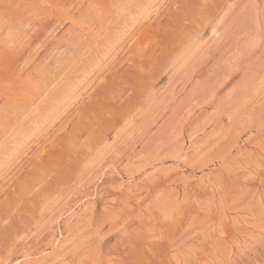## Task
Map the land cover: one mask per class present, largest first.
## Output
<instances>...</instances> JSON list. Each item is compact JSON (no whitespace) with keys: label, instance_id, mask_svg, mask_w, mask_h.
I'll return each mask as SVG.
<instances>
[{"label":"rangeland","instance_id":"374dc122","mask_svg":"<svg viewBox=\"0 0 264 264\" xmlns=\"http://www.w3.org/2000/svg\"><path fill=\"white\" fill-rule=\"evenodd\" d=\"M180 1L0 0L2 92L33 98L24 109L0 107L9 119L0 118V202L42 168L45 151L78 139L59 164L70 180L39 200L28 192L2 220L0 240L9 243L0 264H264V0L224 2L195 29L207 27L200 36L164 60L165 70L134 72L146 58L132 59L143 48L140 32L165 25ZM30 72L33 85L22 91ZM135 74L144 77L133 85L136 98L130 89L114 100L104 93L110 83L118 93ZM128 99L134 107L114 121L108 109ZM16 213L27 215L24 226Z\"/></svg>","mask_w":264,"mask_h":264},{"label":"bare ground","instance_id":"6f19581e","mask_svg":"<svg viewBox=\"0 0 264 264\" xmlns=\"http://www.w3.org/2000/svg\"><path fill=\"white\" fill-rule=\"evenodd\" d=\"M92 1V0H91ZM95 0H93V3H95L94 2ZM103 1V0H102ZM110 1V0H109ZM115 1V0H114ZM228 2V0H181L180 1V3H179V6L177 7V11H174V12H171L169 15H168V17L166 18V23H165V25H163V26H157L156 28H153V29H148V28H146V29H148V30H142V32H140V34H139V36L137 37L138 38V40H140V39H142V38H144V35H145V37L146 38H148V41L147 42H144V43H139L138 42V40H137V44H143V48H141V49H139L138 47L135 49V51H134V53H135V55H132L133 57H132V59L133 60H135V59H139L140 57H146L145 59H143L142 60V62L144 63V64H139L140 66L138 67V66H136V68H137V70L138 71H134V72H137L138 74L140 73V74H143V76L144 75H146V76H148V77H150L149 76V74H147V73H145L144 71H141V68H142V65H144V67H146V66H151V68H152V70L156 73V72H158V71H163V70H165L164 69V60H167L168 58H169V55L170 54H175V51L178 49V50H184L183 49V47L182 46H184L185 44L184 43H187V41L190 39H192V37L193 36H196L195 34L196 33H199V36L203 33V31L207 28V27H201V28H199L198 30H197V32L195 31V29L196 28H198L199 26H201V24H202V26H208L212 21H213V19L216 17V15H217V13L219 12V10H220V8L221 9H223L222 8V4L224 3V2ZM101 2V1H100ZM99 2V3H100ZM113 2V1H112ZM92 3V4H93ZM106 3H107V0H106ZM115 4V3H114ZM80 5V4H79ZM90 5H91V3H90ZM89 5V7H92V6H90ZM111 5H113V4H111ZM110 5V6H111ZM116 5V4H115ZM134 5V4H133ZM88 6V5H87ZM109 6V7H110ZM99 7V6H98ZM104 7V5L103 4H101L100 5V7L99 8H103ZM108 7V9H106V14H109L107 17H109L110 16V14H111V10H112V8L110 9ZM119 7H120V5H119ZM123 7V6H122ZM95 8V7H94ZM93 8V9H94ZM20 9V8H19ZM91 9V8H90ZM113 9H116V6H114V8ZM129 9V8H128ZM16 10H18V8L16 9ZM118 10V9H117ZM116 10V11H117ZM14 11V10H13ZM113 11V10H112ZM115 11V12H116ZM131 11H132V9H131ZM131 11H130V13H131ZM221 11V10H220ZM95 12H96V10H95ZM99 12V11H98ZM102 12V11H101ZM105 12V11H104ZM103 12V13H104ZM129 12V11H128ZM1 13V12H0ZM130 13H127V15L128 14H130ZM133 13V12H132ZM9 14V13H8ZM14 14V13H13ZM3 15V14H2ZM1 15V16H2ZM103 15H105V14H103ZM123 15V14H122ZM131 15V14H130ZM98 16V15H97ZM69 17V16H68ZM105 17V16H104ZM113 17V16H112ZM129 17V16H128ZM130 17H132V16H130ZM71 18V17H70ZM115 18V17H114ZM66 19V18H65ZM69 19V18H68ZM98 19V18H97ZM121 19L123 20V18L121 17ZM99 20V19H98ZM102 19L100 18V22H102L101 21ZM103 20H104V18H103ZM117 20V19H116ZM120 20V19H119ZM121 20V21H122ZM7 21V20H6ZM5 21V22H6ZM69 21V20H68ZM71 22H72V20H71ZM70 22V23H71ZM74 23L76 22V21H73ZM72 22V23H73ZM96 22V21H95ZM98 22V21H97ZM96 22V23H97ZM133 22H135V21H133ZM0 23H2L1 21H0ZM7 23V22H6ZM71 23V24H72ZM106 23V22H105ZM105 23H104V25H105ZM118 23V22H117ZM201 23V24H200ZM79 24V23H78ZM112 24V23H111ZM119 24V23H118ZM77 25V24H76ZM108 25H109V23H108ZM2 26V25H1ZM113 26V25H112ZM115 26V25H114ZM113 26V27H114ZM107 27V26H106ZM115 27H117V26H115ZM113 29H116L117 30V28H113ZM122 29V28H121ZM118 30H120V29H118ZM24 32V31H23ZM89 32H91V30L89 31ZM114 32V31H113ZM92 33V32H91ZM115 33V32H114ZM11 34H13V33H11ZM21 34H23V33H21ZM21 34H19V35H21ZM17 35H18V33H17ZM16 35V36H17ZM37 35V34H36ZM115 35V34H114ZM15 36V37H16ZM116 36H118V33H117V35ZM115 36V37H116ZM120 36H122V35H120ZM197 36H198V34H197ZM19 37H21V36H19ZM18 37V38H19ZM26 37V40H27V36H25ZM106 39H107V37H105ZM118 38V37H117ZM21 39H22V37H21ZM24 39V38H23ZM22 39V40H23ZM25 40V39H24ZM30 41V40H29ZM3 41H0V43H2ZM84 42V41H83ZM190 42V41H189ZM193 42V41H192ZM5 43V42H4ZM20 43V42H19ZM135 43V44H136ZM6 44V43H5ZM21 44H22V42H21ZM40 44V43H39ZM184 44V45H183ZM19 45V44H18ZM41 45V44H40ZM39 45V46H40ZM133 46H136V45H134L133 44ZM142 45H140V47H141ZM2 47V46H1ZM76 47V49H77V46H75ZM182 47V48H181ZM179 48H181V49H179ZM2 49H3V47H2ZM2 49L0 50L1 52H2ZM131 49L133 50L134 48H132L131 47ZM146 51H149L150 53L149 54H146ZM156 51H162V52H159L158 54V56L157 57H154L153 55H154V53L156 52ZM0 52V54H2ZM5 52V51H4ZM3 52V53H4ZM177 52V51H176ZM183 52V51H182ZM181 53V52H180ZM6 54V53H5ZM68 54L69 55H71V52H68ZM3 55V54H2ZM10 55V54H9ZM8 56V55H7ZM11 56V55H10ZM156 56V55H155ZM9 57V56H8ZM8 57H6L7 59H5V61L7 62V61H9L10 59L8 58ZM12 57V56H11ZM80 57H82V56H80ZM171 57V56H170ZM1 58H3V57H1ZM0 58V59H1ZM27 58V57H26ZM174 58H175V56H174ZM9 59V60H8ZM12 59H13V57H12ZM26 60V59H25ZM28 60V59H27ZM57 60L58 59H56L54 62H56L57 64H58V62H57ZM65 60V59H64ZM3 60L1 59V62H2ZM12 63H14L12 60H10ZM29 61V60H28ZM33 60H31V62H32ZM5 62V63H6ZM2 63H4V62H2ZM8 63V62H7ZM7 63H6V65H7ZM12 63L11 64H9L8 63V65H10V66H12ZM37 63V62H36ZM36 63H35V65H36ZM55 63V65H57ZM24 64H22L21 65V68H22V66H23ZM30 65V64H29ZM28 65V66H29ZM60 65V62H59V64L57 65V66H59ZM166 66H167V64H165ZM2 66V65H1ZM26 66V65H25ZM24 67V66H23ZM2 68H4L3 66L0 68V70L2 69ZM33 68V67H32ZM10 69V68H9ZM16 69V68H15ZM23 69V68H22ZM53 69H55V68H53ZM168 69V68H167ZM3 70V69H2ZM4 70H6V68L4 69ZM7 70H8V68H7ZM30 70L32 71V69L30 68ZM36 70V69H35ZM34 70V71H35ZM13 71V70H12ZM129 70H125L124 72H122L121 73V75L118 77V78H121L123 75H124V73H126V72H128ZM6 72H8V71H6ZM6 72H4V71H2V73H6ZM14 72V71H13ZM133 72V71H132ZM9 73V72H8ZM12 73V72H11ZM18 73V72H17ZM131 73V72H130ZM162 73V72H161ZM161 73H159V74H161ZM32 73L30 72V73H28L24 78H22L21 80H20V82H18L19 84V86L23 89H21L22 91H24L26 88L25 87H28V86H31V85H33L32 84V82H31V77H30V75H31ZM1 75H3V76H1ZM8 74H5V76H7ZM19 75V74H18ZM17 75V76H18ZM126 75H127V73H126ZM38 76H40L41 77V75H38ZM125 76V75H124ZM123 76V77H124ZM141 77H142V75H140ZM159 76V75H158ZM1 77H3L4 78V74H0V92H2V90H5V89H2V87H1V81H2V79H1ZM34 77V76H33ZM32 77V78H33ZM44 77V76H43ZM138 77L136 74L135 75H132L128 80H126L125 81V79H127L126 77H125V79H124V81H125V84H126V86H125V88L124 89H118V93H115V91L117 90V86L116 85H118V84H112V83H110L109 85H106L105 86V88H104V93H106V95H110L108 98L109 99H112V100H114V98H115V96H114V94H116L117 95V97H120V96H123V95H121V94H123L124 93V91H126V90H128V89H130L131 90V94H132V96L133 97H135L136 98V95H137V93H140L139 91H140V89H138V87L137 88H134L133 87V85L136 83V81L139 83V84H141V82L144 80V77ZM11 78V77H10ZM15 78V77H14ZM16 78H18V77H16ZM15 78V81H17V79ZM118 78H116V79H118ZM140 78V79H139ZM5 79V78H4ZM115 79V80H116ZM122 79V78H121ZM14 80V79H13ZM120 80V79H119ZM119 80H117V81H119ZM123 80V79H122ZM147 80V79H146ZM7 81V80H6ZM121 81V80H120ZM124 81H123V83H124ZM122 82V81H121ZM17 83V82H16ZM117 83V82H116ZM123 83H122V85H123ZM137 83V84H138ZM139 84H138V86H139ZM143 84H145V83H143ZM142 85V84H141ZM14 86V85H13ZM120 86V85H119ZM135 86V85H134ZM141 87V86H140ZM17 88V87H16ZM32 88V87H31ZM42 88V87H41ZM14 89V88H13ZM36 89V88H35ZM34 89V90H35ZM38 89H40V86H38ZM37 89V90H38ZM139 90V91H136L137 93H136V95H135V90ZM15 90V89H14ZM18 90V89H17ZM17 90H16V92H17ZM20 89H19V91L20 92H22ZM30 91L32 92V90L30 89ZM39 91V90H38ZM12 92V91H11ZM30 92V93H31ZM25 93V92H24ZM24 93L22 92V94H20V95H17V96H19L20 98L22 97V96H24ZM35 93V92H34ZM6 94V93H5ZM26 94V93H25ZM32 94V93H31ZM105 95V94H104ZM135 95V96H134ZM16 95H7V97H5V95L3 94V92H2V98H3V102L0 104V107L1 106H4V105H8V106H10V105H16V107H14V108H23L22 106H25L26 105V107L27 106H29L27 103H24V101H30V102H28L29 104L33 101V98L31 99V98H28V93H27V95H25V98L24 99H20V98H16L17 97ZM140 96V95H139ZM139 96H137V97H139ZM5 97V98H4ZM37 97V96H36ZM35 97V98H36ZM103 97V96H102ZM107 98V100H109ZM1 99V98H0ZM134 99V98H133ZM41 100V99H40ZM101 100V99H100ZM136 101V100H135ZM36 102V101H35ZM107 102V101H106ZM41 103V102H40ZM39 103V104H40ZM132 103H134L132 100H130V99H128L127 100V102L124 104V106H122L120 109H114V108H109L108 109V111L110 112V114H111V116H112V119L114 120V121H117L118 119H120V118H123L124 116H125V114L126 113H128V110H131L130 109V106L132 107H134V105L132 104ZM137 103V102H136ZM32 104V103H31ZM34 104V103H33ZM37 104H38V102H37ZM42 104H43V102H42ZM45 104V103H44ZM107 104V103H106ZM117 104V103H116ZM115 105V104H114ZM18 106V107H17ZM32 106V105H31ZM97 107V106H96ZM5 109V108H4ZM10 109V108H9ZM19 109V110H20ZM24 109V108H23ZM22 109V110H23ZM94 109V108H93ZM99 108H97V110H98ZM3 110V109H2ZM2 110H0V111H2ZM8 110V109H7ZM11 111H12V109H11ZM10 113V112H9ZM11 114V113H10ZM87 115V114H86ZM91 116H92V114H90ZM129 115V114H128ZM94 116V115H93ZM110 116V115H109ZM89 117V116H88ZM107 117V116H106ZM0 118L1 119H3V118H5V117H1L0 116ZM92 118V120L93 121H95V119L93 118V117H91ZM104 118V117H103ZM87 119H89V118H87ZM105 119V118H104ZM125 119H127L126 117H125ZM6 121V120H9L7 117H6V119H3V121ZM92 120H90V121H92ZM8 122V121H7ZM3 123V122H2ZM10 123H11V121H10ZM121 123H122V121H121ZM7 124V123H6ZM1 125H4V124H1ZM84 125V124H83ZM1 127V126H0ZM76 127H79V125L78 126H76ZM4 128V127H3ZM84 128L86 129V127L84 126ZM1 130V129H0ZM87 130V129H86ZM84 131V130H83ZM88 131V130H87ZM91 132V130L90 131H88V133L92 136V134L90 133ZM75 133V132H74ZM76 134V133H75ZM72 135V134H71ZM79 135H80V133H79ZM95 134L93 133V136H94ZM70 136V135H69ZM72 136H75V135H72ZM72 136H70V137H72ZM96 136V135H95ZM94 136V137H95ZM73 138V137H72ZM71 138V139H72ZM76 138V137H75ZM74 138V139H75ZM67 139H68V137H67ZM66 139V142H68V141H70L71 139H68L67 140ZM94 139V138H93ZM93 139H91L90 138V140L92 141ZM96 139V138H95ZM94 139V140H95ZM99 139V138H98ZM78 140V139H77ZM77 140L75 141V140H72V141H75V142H77ZM101 140V139H100ZM72 141H70V143H69V145H68V147H66L65 148V146L64 145H62L61 143V145L62 146H64V147H62V146H60L59 147V149H58V151L57 152H55V150H51V149H49V150H47V151H45L44 152V158L46 157V160L44 161V162H40V165L42 166V168L40 169V170H38V169H36L35 167L34 168H31L30 170H28L26 173H25V175H24V177H23V182L21 183V184H19V186H20V188H19V190L17 191V193H14V194H8L7 196H6V199L4 200V201H2V202H0V236H3V234H2V232L4 231V230H6V228L5 227H3V225L4 224H2L1 225V223L3 222L2 220L3 219H6V218H9L10 219V217H12L13 215H14V213H12V211L14 210L15 211V209H17L18 207H19V209H20V205H22V204H20L21 203V201L23 202V200H24V196H26V194H28V192H30V191H32L33 192V194H36L35 196L36 197H34V199L36 200V199H40L41 197H43V196H41L42 195V192H44L45 190H50V189H53V185L55 184V183H66V182H68L69 180H70V178H71V176H70V174L69 173H67L66 172V169L65 168H63V167H61L60 169H59V164L62 162V161H64L65 160V157H67V155H68V151H70L71 150V148L72 147H74L75 145H73L74 143L72 142ZM88 141V140H87ZM96 141V140H95ZM94 141V142H95ZM66 142H65V145H66ZM59 143V142H58ZM78 143V142H77ZM91 144H92V142H90ZM90 144V145H91ZM59 146V145H58ZM67 146V145H66ZM80 146V145H79ZM76 147V146H75ZM89 148H91V147H89ZM74 149V148H73ZM84 149V148H83ZM72 151V150H71ZM77 153V152H76ZM75 156V155H74ZM80 156V155H79ZM78 157V156H77ZM77 157H76V159H77ZM68 160V159H67ZM67 160H65V161H67ZM75 159H73V161H74ZM9 163V162H8ZM5 164V163H4ZM56 168H58V170L56 169ZM57 170V173L56 174H53V173H55V171ZM61 171H63V173H59V172H61ZM50 174H53V176L52 175H50ZM49 176H51V177H49ZM79 176V175H78ZM46 177H49L48 178V180L47 181H44V179L46 178ZM77 180V179H76ZM75 180V181H76ZM249 181V180H248ZM78 182H79V180H78ZM42 184L41 185V187L39 188L38 187V189H36V186H38L39 184ZM263 183H264V181H263ZM77 184V183H76ZM244 184V183H243ZM248 184V183H247ZM255 184V183H254ZM240 185V184H239ZM242 185V184H241ZM252 185V184H251ZM262 185V184H261ZM250 186V185H249ZM249 186H247V185H245L244 184V188L246 187H248L249 188ZM253 186V185H252ZM251 186V187H252ZM255 186V185H254ZM60 187H62V186H60ZM240 187H243V186H240ZM262 187H263V185H262ZM56 188V187H55ZM64 188V187H63ZM65 188H66V186H65ZM57 189H58V187H57ZM67 189V188H66ZM242 189V188H241ZM263 189V188H262ZM54 190V189H53ZM264 190V189H263ZM42 191V192H41ZM62 191V190H61ZM41 193V195H39ZM46 192H44V194H45ZM31 196H32V194H31ZM30 196V198H32ZM27 197H29V196H27ZM27 197L25 198V199H27ZM45 197V196H44ZM46 198V197H45ZM49 198V196L47 197V199ZM38 199V200H39ZM50 199V202H51V197L49 198ZM33 200V199H32ZM45 200V199H44ZM44 200H43V202H44ZM25 202H26V200H24ZM29 201H31V200H29ZM29 201H27V202H29ZM34 201V200H33ZM38 202V201H37ZM43 202H41V203H43ZM225 202H227V199H226V201ZM36 203V202H35ZM39 203H40V201H39ZM38 203V204H39ZM45 203V202H44ZM18 204H20L18 207H17V205ZM31 204H32V202H31ZM37 204V205H38ZM35 205V204H34ZM44 205V204H43ZM42 205V206H43ZM42 206H39V207H42ZM23 207H28V206H24L23 205ZM22 207V208H23ZM25 208H23V209H25ZM34 208V207H33ZM29 209H30V205H29ZM28 209V210H29ZM21 210V209H20ZM13 211V212H14ZM27 211V210H26ZM206 211V210H205ZM204 211V212H205ZM252 211V210H251ZM17 212V211H16ZM18 212H20L21 214L23 213V211L21 212V211H19L18 210ZM32 212V211H31ZM203 212V213H204ZM213 212V211H212ZM12 213V214H11ZM27 213V212H26ZM262 213V212H261ZM24 214H25V212H24ZM32 214H33V212H32ZM37 214H39V212H37ZM213 213H211V215H212ZM254 214V213H253ZM258 214V213H257ZM10 215H12V216H10ZM20 214L19 213H16V219L19 221V223H21V222H23V223H27V220H26V216L27 215H24L22 218L25 220H23L22 221V218L19 216ZM259 215H261V214H259ZM263 215V214H262ZM29 216V215H28ZM21 218V220H20V218ZM199 217H201V216H199ZM205 217V216H204ZM204 217H202L204 220L205 219H208V218H204ZM211 217V216H210ZM15 218V217H14ZM28 218V217H27ZM31 218V217H30ZM33 218V217H32ZM198 218V217H197ZM212 218V217H211ZM215 218V217H214ZM199 219V218H198ZM202 219V220H203ZM13 220H15V219H13ZM9 222H10V220H9ZM23 223H21L22 225H23ZM12 224V228L10 227V231H12L14 234L18 231V224L16 225L14 222H12L11 223ZM15 224V225H14ZM7 225V223L5 224V226ZM11 226V225H10ZM24 226V225H23ZM23 226H21V227H23ZM20 227V226H19ZM8 228H9V226H8ZM8 228H7V230H8ZM220 228V227H219ZM222 228H228V227H224L223 226V224H222ZM259 228V227H258ZM25 229H27V228H25ZM21 230V229H20ZM151 230V229H150ZM150 230H148V231H150ZM224 230V229H223ZM152 231V230H151ZM151 231H150V233H151ZM225 231V230H224ZM230 231H231V229H230ZM19 232V231H18ZM143 231H141V233H142ZM146 232V231H145ZM249 232V231H248ZM6 233H7V231H6ZM10 234H11V232H9ZM149 234V233H148ZM147 234V235H148ZM223 234H225V233H223ZM144 235V234H143ZM143 235H141V237H143ZM10 236V235H9ZM146 236V235H145ZM150 236V234L148 235V237ZM225 236V235H224ZM227 236V235H226ZM140 237V236H139ZM138 237V238H139ZM2 238V237H1ZM4 238V237H3ZM145 238V237H144ZM142 239V238H141ZM257 239V238H256ZM255 239V240H256ZM9 240V239H8ZM11 240V239H10ZM9 240V241H10ZM254 240V241H255ZM259 240V239H258ZM7 241V240H6ZM6 241L5 242H2V239L0 240V249L2 248L1 246H3V245H5V243H6ZM261 241V240H260ZM8 242V241H7ZM214 242H215V240H214ZM253 242V241H252ZM252 242L249 244L250 246H251V244H252ZM9 243V242H8ZM8 243H6V244H8ZM207 243V242H206ZM215 243H217V242H215ZM214 243V244H215ZM254 243V242H253ZM256 243V242H255ZM255 243H254V245H255ZM260 243V242H259ZM140 244V243H139ZM203 244V243H202ZM202 244H201V246H202ZM152 245V244H151ZM205 245V244H204ZM206 245H208V243L206 244ZM205 245V246H206ZM212 245H213V243H212ZM259 245V244H258ZM7 246V245H6ZM134 246V245H133ZM257 246V245H256ZM137 247V246H136ZM141 247V246H140ZM253 247V246H252ZM252 247H251V249L250 250H252ZM4 248V247H3ZM133 248V247H132ZM135 248V247H134ZM201 248V247H200ZM205 247L203 246V249H204ZM123 249V248H122ZM136 249V248H135ZM138 249V248H137ZM136 249V250H137ZM145 249V248H144ZM143 249V250H144ZM146 249H147V247H146ZM151 249V248H150ZM246 249V248H245ZM204 250H206V249H204ZM204 250H202V251H204ZM208 250V249H207ZM133 251V250H132ZM244 251V250H243ZM145 252V251H144ZM217 252V251H216ZM216 252H214V253H216ZM240 252H241V250H240ZM25 253V252H24ZM132 253V252H131ZM140 253V252H139ZM142 253V252H141ZM204 253H205V251H204ZM219 253V255H220V251L218 252ZM235 253V252H234ZM239 255H242V254H240V253H238ZM126 255V254H125ZM136 255V254H135ZM124 256V255H123ZM140 256V255H139ZM213 256H214V254H213ZM216 256V255H215ZM223 256V255H222ZM243 256V255H242ZM130 257V256H129ZM234 257H235V255H234ZM236 257H238V256H236ZM134 258V257H133ZM135 258H136V256H135ZM232 258V257H231ZM166 259V258H165ZM229 259V258H228ZM120 260V259H119ZM134 260V259H133ZM167 260V259H166ZM201 260H202V258H201ZM231 259H229L228 261H230ZM118 261V260H117ZM129 261H130V259H129ZM139 261V260H138ZM184 261H186V260H184ZM189 261V260H188ZM226 261V260H225ZM228 261H227V263H228ZM124 262V261H123ZM132 262V261H131ZM167 262V261H166ZM191 262V261H190ZM194 262H196V261H194ZM125 263V262H124ZM129 263V262H128ZM177 263H180V262H177ZM193 263V262H192ZM197 263V262H196ZM183 264V263H182ZM185 264H186V262H185ZM188 264H189V262H188Z\"/></svg>","mask_w":264,"mask_h":264}]
</instances>
